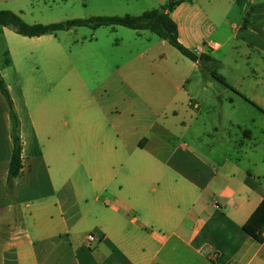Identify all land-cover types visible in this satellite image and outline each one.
Segmentation results:
<instances>
[{"label": "crops", "instance_id": "crops-1", "mask_svg": "<svg viewBox=\"0 0 264 264\" xmlns=\"http://www.w3.org/2000/svg\"><path fill=\"white\" fill-rule=\"evenodd\" d=\"M7 1L0 8L22 13ZM145 1L130 13L169 0ZM179 4L190 6L182 23L169 12L179 41L220 70L240 67L218 53L224 43L264 50V0ZM104 26L127 34L117 24L39 36L3 26L22 168L9 187L0 91V264H264V242L244 229L264 198L252 129L229 107H204L202 93L223 92L198 60L181 53L173 63L170 43L151 30L127 27L131 40L112 41ZM182 91L199 106L171 107Z\"/></svg>", "mask_w": 264, "mask_h": 264}, {"label": "rangeland", "instance_id": "rangeland-1", "mask_svg": "<svg viewBox=\"0 0 264 264\" xmlns=\"http://www.w3.org/2000/svg\"><path fill=\"white\" fill-rule=\"evenodd\" d=\"M141 0H10L3 3L4 6L22 8L20 16L28 23H52L65 21L73 18H86L93 15H112L111 12H120L124 14L137 13L141 9L138 2ZM158 0H146L145 8H151L157 4ZM224 3L227 0H223ZM143 6V5H142ZM157 8V7H156ZM10 9V8H5ZM174 16L181 23L185 15L188 14L190 6L188 4H178L174 8ZM16 12V11H15ZM132 12V13H130ZM119 14V15H124ZM100 35L105 39L118 41L121 37L125 40H131L128 31L129 28L122 26L120 29H126L127 34L123 35L121 30L115 31L107 26L101 28ZM69 35V34H65ZM71 37V35H70ZM184 37V36H183ZM225 40V35L218 34L215 38ZM70 39V38H69ZM168 45L167 55L175 63L176 57H183L181 52L170 44ZM7 42L3 32V26L0 24V74L10 73L11 68H6ZM226 53L230 58H235L240 63L228 66L224 65L223 70L229 80L234 82V86H226L219 80H212L217 84V89L221 90L222 95L215 98L208 92L202 93L201 102L207 104L204 107H229L228 112L235 115L234 118L245 121L248 128L255 134V150L259 155L264 154V50H258L255 47L247 45H237L224 43L220 52ZM174 58V59H172ZM169 59V62L171 60ZM245 60H248L244 62ZM206 69L205 67H203ZM207 70V69H206ZM204 70V73H207ZM201 73V72H200ZM203 73V72H202ZM211 90V88H210ZM214 93V86L212 87ZM4 97V96H3ZM198 99L197 95L193 96ZM4 99H6L4 97ZM166 101H164L165 104ZM151 103V102H150ZM171 107H194L190 102L186 92L182 91L171 105ZM194 109V108H193ZM195 111V110H194ZM243 127V123L240 125ZM244 128V127H243ZM263 128V129H262ZM263 130V131H262Z\"/></svg>", "mask_w": 264, "mask_h": 264}, {"label": "trees", "instance_id": "trees-1", "mask_svg": "<svg viewBox=\"0 0 264 264\" xmlns=\"http://www.w3.org/2000/svg\"><path fill=\"white\" fill-rule=\"evenodd\" d=\"M187 0H169L164 5L157 8L144 10L140 14L124 15H93L86 18H73L65 21L52 23H28L19 13L0 8V24L12 26L18 34L26 36H39L47 33H55L58 30H68L74 26H89L98 28L103 25H123L132 29H148L155 32L161 38L167 40L172 46L177 48L182 54L196 61L205 67L216 79L226 86L229 85L224 76L218 72L219 61L207 53L196 55L187 49L178 39L177 23L170 16V11L179 3ZM8 55V51H6ZM8 58L6 63H8ZM0 91L5 96L9 105L11 119V136L13 139V150L8 169V185L12 186L13 179L20 173L22 168L21 158V137L19 133V118L14 109L13 100L5 79L0 74ZM244 229L256 241L264 242V198L252 212L248 220L244 223Z\"/></svg>", "mask_w": 264, "mask_h": 264}, {"label": "built area", "instance_id": "built-area-1", "mask_svg": "<svg viewBox=\"0 0 264 264\" xmlns=\"http://www.w3.org/2000/svg\"><path fill=\"white\" fill-rule=\"evenodd\" d=\"M217 43H220V41H217ZM196 50H197L198 52H200V51H202V47L199 46V47H197ZM192 104H193L194 107H198V106H199V105L196 104V103H192ZM87 239H88V242H89L90 244L95 243V242L97 241V237H96L93 233H89V234L87 235Z\"/></svg>", "mask_w": 264, "mask_h": 264}]
</instances>
